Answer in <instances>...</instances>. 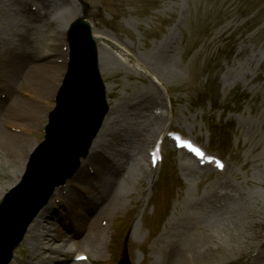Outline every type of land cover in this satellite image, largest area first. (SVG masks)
<instances>
[{
	"label": "rangeland",
	"instance_id": "rangeland-1",
	"mask_svg": "<svg viewBox=\"0 0 264 264\" xmlns=\"http://www.w3.org/2000/svg\"><path fill=\"white\" fill-rule=\"evenodd\" d=\"M44 4L40 8L36 0H0L1 73L21 53L32 56L28 63L33 65L45 63L46 52L56 57L46 63L65 71L66 32L84 18L96 42L107 104L88 153L96 141L103 148L114 144L126 153L128 163L130 182L122 181V194L108 210L102 239L85 251L90 263L79 262L117 264L124 250L130 264H177L179 259L180 264H264V0ZM24 9L35 14L13 19ZM63 75L57 78L52 104ZM21 98L34 102L45 115L35 138L23 134L34 145L21 167L0 168V199L20 180L28 156L43 140L52 109L25 94ZM173 133L196 144L203 160L176 149ZM158 143L162 161L149 167L146 151ZM206 158L212 162L204 165ZM4 173H9L7 179ZM74 190L83 197L80 188ZM92 193L96 196V189ZM52 196L13 248L8 264L28 261L32 250L33 264H40L39 254L60 256L30 238L37 232H28ZM65 209L62 205L50 210L46 231L55 228ZM67 254L59 258L76 260L80 252Z\"/></svg>",
	"mask_w": 264,
	"mask_h": 264
},
{
	"label": "bare ground",
	"instance_id": "bare-ground-1",
	"mask_svg": "<svg viewBox=\"0 0 264 264\" xmlns=\"http://www.w3.org/2000/svg\"><path fill=\"white\" fill-rule=\"evenodd\" d=\"M36 3L40 5V8L45 5L44 0H36ZM32 12L25 9L19 10L18 16L13 19L20 21L33 16L35 13ZM38 17L36 12V18L38 19ZM52 46L60 47L58 44ZM39 57H35L34 61L38 62ZM54 58L56 57L51 52H46L43 58L45 63L39 62L29 65L28 62L31 61L32 56L21 53L20 58L11 60V66L4 69L2 73L0 71L1 82L5 83L0 84V168L6 170V164L21 167L34 145L30 137L35 138L36 130L41 128L43 122L45 113L42 109L34 102L22 99L21 95L25 94L33 100L39 99L49 108L53 107L51 98L59 81L57 78L63 72L65 74L63 67H60L61 65L56 67L46 63L54 60ZM10 91L15 92L16 96L10 95ZM26 133L30 137L23 135ZM150 155H155L152 159L155 162L160 157L158 150L146 151L147 158ZM125 157L126 153L119 152L114 144H109L103 148L102 144L96 141L88 156L82 161V166L77 172L74 171L75 173L71 174L72 178L68 180L67 185L52 193L53 196L51 195L52 198L48 206L36 216L28 232L34 230L37 233L30 238L35 242L43 241L45 250L58 254L59 257L65 253L75 252H80L79 255H86L85 251L102 239V233L105 230L104 223L108 221V210L112 202L122 194L124 183L130 182L128 175H126L128 163L125 161ZM115 160L120 161V163H116ZM84 166L90 173L84 169ZM92 173L96 174L94 178L97 180H93ZM2 176L3 179H7L9 173H4ZM74 186L80 188L85 196L76 195ZM95 189L97 191L96 196L92 193V190ZM1 192L2 190L0 194ZM62 205H66L65 214L62 218H56L54 229L46 231L49 222L46 223L44 220L53 216L50 210ZM39 230H45V232L39 234ZM76 244L81 245L78 249L80 251L74 248ZM34 255L35 250H32L30 256L34 257ZM30 256L27 258L28 261H21L20 263L33 264ZM38 256L42 258L40 264L82 263L72 259L44 258L40 254ZM84 259L85 262L90 263L87 256ZM209 260L208 258L207 261ZM181 262H183L182 259L177 260V264Z\"/></svg>",
	"mask_w": 264,
	"mask_h": 264
},
{
	"label": "water",
	"instance_id": "water-1",
	"mask_svg": "<svg viewBox=\"0 0 264 264\" xmlns=\"http://www.w3.org/2000/svg\"><path fill=\"white\" fill-rule=\"evenodd\" d=\"M90 24L78 18L66 33L68 60L44 127L19 182L0 200V264H8L30 222L54 189L78 168L107 110ZM117 264H130L125 251Z\"/></svg>",
	"mask_w": 264,
	"mask_h": 264
}]
</instances>
